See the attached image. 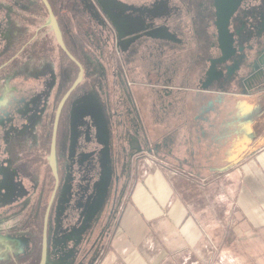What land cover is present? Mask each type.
<instances>
[{"label":"flooded vegetation","instance_id":"af4514ba","mask_svg":"<svg viewBox=\"0 0 264 264\" xmlns=\"http://www.w3.org/2000/svg\"><path fill=\"white\" fill-rule=\"evenodd\" d=\"M89 1L95 2V0ZM119 1L134 5L156 0ZM165 1L169 7L174 8L172 15L161 25L163 32H169L167 37H160L154 33L157 24L149 18L150 15L147 18H141L135 10L118 11V15H115L118 19L110 13L105 15L103 13L104 16H99V19L92 14L88 15L89 30L93 31L89 32L90 34L84 33L90 40L89 43H93L95 48L99 47L102 51L99 63L102 66V73L99 76L87 75L90 65L94 64L93 61L91 60L90 63L87 60L84 61L70 49V44L77 49H82L83 45L87 46L86 42L76 31H72L68 14L64 15L68 19L67 22L63 16H59L58 21L65 42L84 66V78L65 101L59 118L56 140L58 183L49 164L53 127L57 107L78 78L79 67L68 58L76 71V78L69 86L60 83L57 87V89L60 88V92L58 90L54 95L52 90L56 82L50 78L46 82L49 87L46 86L45 92H41L42 95L39 96L44 98L45 106H42L43 110L40 109L41 114L36 124L32 126V130L29 131L35 137V142L30 145L33 149L26 151L24 144L25 146L19 148V153L15 157L17 162H21L18 158L22 156L27 160V154H29L32 161L40 162L38 166H43V160L48 159L46 168L50 167L51 173L46 169L44 172L40 169L38 174L28 175L35 180L36 188L32 195H36L31 205L30 215L26 218V226L17 227L13 234H24L22 232L28 229V233L35 237V233L40 231L38 225L34 224V220H37L41 222L39 227L41 226L42 241L46 209L56 188L48 223V237L50 240L51 235L54 234V239L58 240L60 258L77 254L88 245L89 250L98 246L101 238L107 234L117 218L118 206L128 186L129 170L133 159L137 156L135 152L139 148L140 134L137 130V121L140 120V116L132 81H137L141 76L155 74L162 78L170 72H177L169 64L173 59L182 58L185 52L178 51L182 46L192 44L199 49L206 48L202 75L204 81L214 61L217 62V70H214L212 74L223 75L221 79L215 81L218 87L244 89L250 92L264 90V0H242L238 10L231 17L229 32L234 38L232 42L234 50H232V58L225 62L218 61L224 55L222 44L226 46L228 37H223L221 44L216 24L218 19L215 0ZM50 2L52 3L51 0ZM18 12L21 13L22 9ZM103 17L105 20H102ZM22 30L23 28L19 35L24 34ZM67 30L72 32L70 39H68ZM18 36L10 46V49H13L0 62V67L6 64L7 67H11L14 60L18 61L8 59L14 50ZM65 59H61L60 63ZM40 70L42 69H38L37 66L36 71ZM229 74L237 76L236 86L228 85L226 78ZM26 100L25 102L29 101ZM50 100L57 101L54 109L52 106L48 107ZM32 102L35 103L34 100ZM4 104H9V100L4 101ZM27 107V103H20L14 112L21 114L27 111ZM11 113L8 111L0 115V210L6 213L13 207L17 208L13 212L6 213L4 218L7 220L13 216H20L25 210L26 205L16 202L26 191L22 177L28 174L22 165L10 164L13 160L11 155L14 148L12 147L14 142H11L15 141V136L20 131ZM142 139L147 141L146 131L143 132ZM34 150L36 155L31 153ZM24 162L27 164V161ZM46 192L50 194L41 219L40 209ZM29 220L32 221L30 225L27 223ZM24 260L21 257L19 263ZM59 260L62 261L59 264L68 263L62 259ZM5 264L15 263L6 262Z\"/></svg>","mask_w":264,"mask_h":264},{"label":"crops","instance_id":"0c3cea01","mask_svg":"<svg viewBox=\"0 0 264 264\" xmlns=\"http://www.w3.org/2000/svg\"><path fill=\"white\" fill-rule=\"evenodd\" d=\"M51 1L57 17L64 16ZM67 33L70 39L72 32ZM178 51L185 53L169 64L177 72L132 81L140 139L118 223L95 249L85 245L67 258H60L59 242L51 235L48 263L185 264L188 254L203 253L208 246L203 222L173 180L184 177L237 182L244 193H237L242 200L235 213L243 214L245 233L234 240L248 241L264 230V90L221 89L215 82L205 87L201 50L191 44ZM144 131L147 141L141 140ZM28 232L0 233V264L40 262L42 241ZM258 236L262 241L264 234Z\"/></svg>","mask_w":264,"mask_h":264},{"label":"rangeland","instance_id":"374dc122","mask_svg":"<svg viewBox=\"0 0 264 264\" xmlns=\"http://www.w3.org/2000/svg\"><path fill=\"white\" fill-rule=\"evenodd\" d=\"M55 2L59 3V8L61 9L58 10L62 15H69L72 31H76L86 42L85 44L89 46L83 45L84 48L77 49V54L84 61L87 60V62L90 63L92 60L94 63L93 65L89 64L88 76L93 74L99 76L100 73H102V66L99 65L100 59L102 58V55H100L102 51L99 47L95 48L93 43H89L90 40L84 33L90 34L93 31L89 30L90 23L87 19L91 14L94 17L96 16V19H99V16L102 17L109 13L117 18L115 15H118V11L128 9L135 10L137 15L141 18H147L148 15H150L149 18L157 24V29L154 33L160 37H167L169 32H163L161 25L164 24L163 21L172 15L171 13L174 11V8L171 6L170 8L165 0H156L149 3H135L134 5L125 4L119 0H95L93 3L89 0H55ZM35 3L34 0H0V62L4 59V56L13 49H10V46L15 41L16 36L21 33V29L24 25L27 27L24 31V35H30V41L26 45L29 46L30 49L25 52H23V50L18 52L15 56L18 57V61L13 66L7 67L6 64L0 67V115L2 116L4 112L8 111L10 113L13 112L11 115L16 122V126L19 125L21 131L17 132L14 139L15 141L11 142L15 144H12V147H14L12 148L11 155L13 160L10 161V164L18 163L20 166H23L22 168L25 167L28 172L25 177L21 176L24 179L23 183L26 191H24L25 193L23 196L16 202L26 205L23 214L21 213L20 216H13V218L7 220L4 218L6 213L13 212L17 208L13 207L11 211H6V213L0 210V233L4 232L7 234H10L11 231H14L17 227L22 228V226H26V218L30 215L31 205L36 195H32L34 188H36L35 180L31 179L28 175L33 173L38 174L40 169L44 172L46 165H48V159H46L43 160V166H38L40 162L37 163L32 161L33 159L29 154H27V160L20 156L21 158L19 157L18 159H20L21 162H17L15 157V155L19 153V148L24 144L26 145H24L26 151H31L33 149L30 145L35 142V137L32 133H29V131H31L32 126L36 124L41 114L40 109L43 110L45 106V102H43L44 98L39 96L49 87L46 85V82L50 78H53V81L56 82V86L53 90L51 88L53 95L55 92V94H57L58 90L60 92V88L57 89L60 83L69 86L71 81L76 78V71H74V67L70 64V60L66 58L64 62L60 63L61 58L58 56L59 53L57 51L56 54L52 55L50 52L48 53L42 49V43L45 39L52 40L55 48L58 47V42L55 39L48 13H39L37 10H30V7H33ZM17 9H22V12H18ZM27 11H29V13L34 12L37 15L28 16L26 13ZM63 18L66 22L68 21L64 16ZM102 20H105V17H103ZM29 21H32L33 24H28ZM187 29L189 28L187 27ZM144 30L146 31V28H144ZM90 36L92 37V34ZM35 44H38L36 48L34 47ZM200 50L203 60L206 48H201ZM37 66L38 69L42 70L36 71ZM60 75H62V77H60ZM64 89L62 91H64ZM7 100H9V104H4V101ZM25 100L29 101L25 102ZM32 100H34L35 103H33ZM20 103L28 104L27 111L21 114L17 111L15 113L14 111L20 106ZM56 104L57 101L54 102V100H50L48 107L52 106L54 109ZM53 109L52 111H54ZM31 153L36 155L35 150ZM141 158L142 157L138 159ZM24 161H27V164H25ZM140 163L141 168L147 167L146 162ZM173 180H175L177 190L181 193L192 212L202 220L204 236L208 244L203 253L197 251L195 254H188L185 264H264V237L262 236L261 241L258 236L259 233L264 234V230L259 229L258 231H254L258 234L251 240H234L238 238L236 235L237 233H245V228L242 225L243 214L235 213L236 204L239 206L238 198L239 201L242 200L240 197L242 196L241 194L244 193V189L242 188V190H240L237 182L235 183L236 186H233L231 183L228 184L227 179H221L220 182L215 181L214 183L212 179L202 180L185 177ZM130 188L131 186L126 190L127 194L123 195L118 208L122 206V202L126 200ZM239 191L241 192L240 196L237 194L240 193ZM26 196H28V198ZM119 209L117 218L113 223H118L119 221L121 212ZM6 221H9L8 225H5ZM31 222L30 220L27 221L28 225H30Z\"/></svg>","mask_w":264,"mask_h":264},{"label":"water","instance_id":"95a60500","mask_svg":"<svg viewBox=\"0 0 264 264\" xmlns=\"http://www.w3.org/2000/svg\"><path fill=\"white\" fill-rule=\"evenodd\" d=\"M43 4L45 5L47 12L49 14L51 25L55 34V37L57 39V42L62 49V51L66 54V56L74 62L79 67V75L76 81L73 83L71 88L67 91V93L64 95V97L61 99L55 116V122L53 127V133H52V141H51V149H50V158H49V164L53 171V174L55 175L56 181L58 183V175H57V166H56V140H57V132H58V124H59V118L60 114L62 112L63 106L65 104V101L69 97V95L77 88V86L81 83V81L84 78V66L81 63V61L71 52V50L68 48L63 32L60 26V23L58 21L57 15L54 11V8L52 6V3L50 0H42ZM242 0H215V7L217 11V26L219 30L220 35V42L222 44L223 37L227 36V42L225 43L226 46L222 44L224 55L218 62H225L228 59H231L233 56V40L231 33L229 32V24L231 17L234 15V13L238 10L239 6L241 5ZM241 36L239 37V39ZM241 40V39H240ZM231 50V51H230ZM217 62L212 63L209 71L207 72V79L203 82L205 87H209L213 82L216 80L221 79L223 75L221 73H218V75L212 74L214 70H217L216 67ZM235 71V69H233ZM236 77L229 74V76L226 78L227 83L230 87L236 86ZM221 89H224V87H220ZM56 196V188L54 189L51 198L49 200L45 217H44V229H43V239H42V251H41V259L39 264H48V252H49V237H48V223H49V217L51 208L54 202Z\"/></svg>","mask_w":264,"mask_h":264},{"label":"trees","instance_id":"16d2710c","mask_svg":"<svg viewBox=\"0 0 264 264\" xmlns=\"http://www.w3.org/2000/svg\"><path fill=\"white\" fill-rule=\"evenodd\" d=\"M36 3H35V5L33 6V7H30L29 5V7H30V10L32 9V10H37V12H39V13H41V12H45L46 14H47V9H46V7L44 6V4L42 3V1L41 0H34ZM29 2V1H28ZM20 11V9H17V11ZM29 10V11H30ZM29 11H27L26 13L28 14V16H30V15H33V16H36L37 14L36 13H29ZM35 14V15H34ZM28 24H33V22L32 21H29L28 22ZM27 29V27H26V25H24V27H23V30H22V32L24 33V31ZM18 39H17V43H16V45H15V47H14V50L11 52V54H10V56L8 57V59H17L18 57H15L17 54H18V52H20L22 49H23V52H25V51H27V50H29L30 49V47L29 46H26L28 43H29V39H30V35H24V34H21V35H19L18 37H17ZM37 42H39V41H37ZM47 42V43H46ZM40 43V42H39ZM37 45L38 44H35V48L37 47ZM42 49L43 50H45V51H47L48 53L50 52L52 55H54V54H56V51L59 53V57L61 58V59H65V58H67L68 59V57L65 55V53L62 51V49L60 48V46L58 45V47L57 48H55L54 46H53V43H52V40H48V39H45L44 40V42L42 43ZM36 51V50H35ZM16 63V60H14V62H12V65H14ZM46 171L47 172H49V173H51L50 172V167H48L47 166V168H46ZM51 191V190H50ZM49 194H50V192H48V194H47V192L45 193V195H44V200H43V203H42V207H41V209H40V217H41V219L43 218V215H44V212H45V208H46V205H47V201H48V197H49ZM36 212L34 211V214H35ZM37 224L38 225V228L40 229V231L38 230V232H36L35 234V237L36 238H38L39 239V241L41 242V226L39 227V225H41V222L39 223L37 220H34V224ZM26 230H28V229H26Z\"/></svg>","mask_w":264,"mask_h":264}]
</instances>
